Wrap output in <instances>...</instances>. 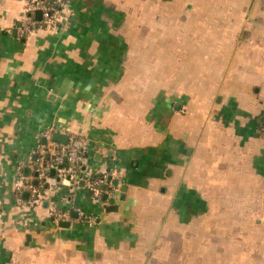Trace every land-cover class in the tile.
<instances>
[{"label":"crops","instance_id":"0c3cea01","mask_svg":"<svg viewBox=\"0 0 264 264\" xmlns=\"http://www.w3.org/2000/svg\"><path fill=\"white\" fill-rule=\"evenodd\" d=\"M23 1L0 0V264H264V0H66L21 36ZM48 130L88 144L71 203L35 171Z\"/></svg>","mask_w":264,"mask_h":264},{"label":"built area","instance_id":"2783aa9c","mask_svg":"<svg viewBox=\"0 0 264 264\" xmlns=\"http://www.w3.org/2000/svg\"><path fill=\"white\" fill-rule=\"evenodd\" d=\"M37 12L39 13L38 20L36 19ZM68 17L69 9L66 0H24L16 30L21 36L29 35L35 29L57 33L59 28L68 22ZM51 134L52 131L48 130L42 135L45 142L36 152L35 171L38 179L42 180L48 171L53 169L57 182L65 183L69 187L64 202L71 203L74 192L78 188L76 182L78 181V172L82 170L88 144L85 139L77 137H69L65 145L56 144L51 140ZM19 178L22 179L21 176ZM98 186H102V189L99 190ZM16 187L29 189L33 200L35 199L36 190L31 185L19 181ZM89 187L97 199H100L102 194L111 195L115 190V186L106 175L92 179ZM18 192L17 190V200H19ZM51 212L57 219H62L67 215L66 212L61 213L56 209H52Z\"/></svg>","mask_w":264,"mask_h":264},{"label":"water","instance_id":"95a60500","mask_svg":"<svg viewBox=\"0 0 264 264\" xmlns=\"http://www.w3.org/2000/svg\"><path fill=\"white\" fill-rule=\"evenodd\" d=\"M36 19H39V13H36ZM52 140L61 144L65 145L67 143V136L65 134H60V133H54L52 136ZM49 175H53V169L48 171ZM116 183V182H114ZM61 226H67V223H60Z\"/></svg>","mask_w":264,"mask_h":264},{"label":"trees","instance_id":"16d2710c","mask_svg":"<svg viewBox=\"0 0 264 264\" xmlns=\"http://www.w3.org/2000/svg\"><path fill=\"white\" fill-rule=\"evenodd\" d=\"M65 164H66V163H65ZM83 175H84L83 172H80V171H79V172H78V179H81V180H82Z\"/></svg>","mask_w":264,"mask_h":264},{"label":"rangeland","instance_id":"374dc122","mask_svg":"<svg viewBox=\"0 0 264 264\" xmlns=\"http://www.w3.org/2000/svg\"><path fill=\"white\" fill-rule=\"evenodd\" d=\"M148 8H151V9H153L154 7H151V6H149V5H148Z\"/></svg>","mask_w":264,"mask_h":264}]
</instances>
